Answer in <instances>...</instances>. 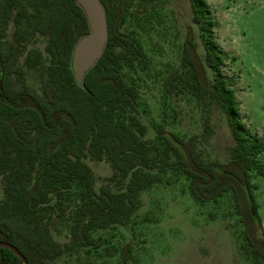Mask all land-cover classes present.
Segmentation results:
<instances>
[{"label": "trees", "instance_id": "16d2710c", "mask_svg": "<svg viewBox=\"0 0 264 264\" xmlns=\"http://www.w3.org/2000/svg\"><path fill=\"white\" fill-rule=\"evenodd\" d=\"M101 1L108 40L78 85L70 67L72 50L89 25L77 1L0 0V242L16 248L27 264H45L76 247H98L93 231L129 222L140 207V193L156 181L145 169L152 162L159 170L185 176L191 195L201 203L232 191L249 254L264 260V229L255 212L256 185L251 181L253 172L264 175V136L253 134L241 118L236 91L223 73L227 55L215 38L217 20L208 0H190L203 54L188 25L180 66L167 75L165 84L199 101L208 98L222 110L234 142L227 161L210 163L197 152V134L185 139L163 125L156 128L163 154L150 160L145 127L135 114L138 89L121 75L123 66L133 67V57L142 54L135 37L121 29L130 0ZM141 1L146 7L148 1ZM11 18L15 30L8 42L4 31ZM30 34L46 37L50 62L42 94L23 79L24 70L40 64V49H29L19 64L20 48ZM87 156L111 164L109 182L98 190L95 174L83 160ZM74 197L78 201L71 206ZM61 221L69 224L65 245L50 228ZM128 248L125 245L123 253ZM20 255L0 246V264H24Z\"/></svg>", "mask_w": 264, "mask_h": 264}, {"label": "rangeland", "instance_id": "374dc122", "mask_svg": "<svg viewBox=\"0 0 264 264\" xmlns=\"http://www.w3.org/2000/svg\"><path fill=\"white\" fill-rule=\"evenodd\" d=\"M147 1L146 7L141 0L127 3L121 29L135 37L142 54L133 57V67L124 65L121 75L138 89L135 114L145 127L143 139L149 158L152 161L163 154L164 145L156 131L163 125L185 139L197 134V152L206 163L225 162L234 140L222 110L208 98L199 101L165 84L167 75L180 66L188 25L194 28L197 49L204 52L200 30L192 21L190 0ZM208 4L217 20L215 38L227 55L223 73L236 91L241 118L253 134L263 137L264 0H208ZM14 30L11 18L4 31L6 41H13ZM45 43V36L30 34L20 48L19 64L31 48L42 53L36 68L24 70L25 84L37 92H41L50 62ZM83 160L95 174L97 190L109 182V161L90 156ZM260 161L264 167V155ZM145 169L156 175V181L140 193V207L129 222L93 231L98 247L65 250L45 264H264L249 254L232 191L201 203L191 195L185 176L159 170L152 162ZM251 181L256 185L255 212L264 229V175L253 172ZM3 187L0 176V200ZM76 201L74 197L71 206ZM50 228L61 245L69 242L68 223L61 221ZM258 231L261 235L262 230Z\"/></svg>", "mask_w": 264, "mask_h": 264}, {"label": "water", "instance_id": "95a60500", "mask_svg": "<svg viewBox=\"0 0 264 264\" xmlns=\"http://www.w3.org/2000/svg\"><path fill=\"white\" fill-rule=\"evenodd\" d=\"M83 9L89 25V32L81 36L73 46L70 67L75 81L82 85L85 74L102 56L108 40V23L106 10L101 0H76ZM251 209L252 204L249 200ZM0 246L11 248L16 254L18 250L6 242ZM24 264H27L22 255Z\"/></svg>", "mask_w": 264, "mask_h": 264}, {"label": "flooded vegetation", "instance_id": "af4514ba", "mask_svg": "<svg viewBox=\"0 0 264 264\" xmlns=\"http://www.w3.org/2000/svg\"><path fill=\"white\" fill-rule=\"evenodd\" d=\"M41 94H42V90H41Z\"/></svg>", "mask_w": 264, "mask_h": 264}]
</instances>
